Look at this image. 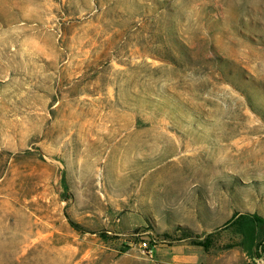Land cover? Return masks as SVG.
<instances>
[{"label":"rangeland","instance_id":"obj_1","mask_svg":"<svg viewBox=\"0 0 264 264\" xmlns=\"http://www.w3.org/2000/svg\"><path fill=\"white\" fill-rule=\"evenodd\" d=\"M0 264H264V0H0Z\"/></svg>","mask_w":264,"mask_h":264},{"label":"built area","instance_id":"obj_2","mask_svg":"<svg viewBox=\"0 0 264 264\" xmlns=\"http://www.w3.org/2000/svg\"><path fill=\"white\" fill-rule=\"evenodd\" d=\"M141 246H142L143 249H146L147 248V243L146 242H142Z\"/></svg>","mask_w":264,"mask_h":264},{"label":"trees","instance_id":"obj_3","mask_svg":"<svg viewBox=\"0 0 264 264\" xmlns=\"http://www.w3.org/2000/svg\"><path fill=\"white\" fill-rule=\"evenodd\" d=\"M72 227H74L75 229H78V226H76V225H74V224H72Z\"/></svg>","mask_w":264,"mask_h":264}]
</instances>
